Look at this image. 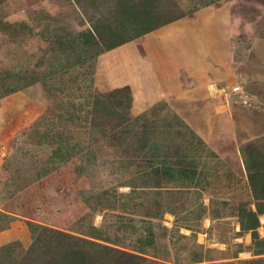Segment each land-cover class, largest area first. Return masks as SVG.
<instances>
[{
    "label": "rangeland",
    "instance_id": "1",
    "mask_svg": "<svg viewBox=\"0 0 264 264\" xmlns=\"http://www.w3.org/2000/svg\"><path fill=\"white\" fill-rule=\"evenodd\" d=\"M152 20L148 36L105 49ZM168 46L193 51L190 72L159 61ZM200 87L207 96L185 95ZM116 125L141 132L137 167ZM153 143L167 165L187 163L191 183L132 193L153 179ZM263 184L264 0H0V248H29L34 224L144 248L139 261L103 264H186L192 253L206 257L195 264H264ZM170 201L177 216L147 215ZM250 211L254 237L241 227ZM188 214L200 217L191 228L177 221Z\"/></svg>",
    "mask_w": 264,
    "mask_h": 264
},
{
    "label": "trees",
    "instance_id": "2",
    "mask_svg": "<svg viewBox=\"0 0 264 264\" xmlns=\"http://www.w3.org/2000/svg\"><path fill=\"white\" fill-rule=\"evenodd\" d=\"M196 9H193L189 11V13L194 12ZM180 15H175L170 20L174 21L176 19H179ZM154 20V19H153ZM149 21L146 25H141L139 29H137L135 32L131 34L126 33H119L114 38H110L108 43L105 46L106 50H112L116 47H119L123 45L124 43H127L135 38L141 37L145 34H148L150 32H153L156 30L159 25L155 24L154 21ZM90 36V34L86 35ZM92 38V36H91ZM115 128H117V132L114 136L117 137L118 140L121 142H125L126 140L129 141V150L132 149V158L133 161L131 164L138 166L140 162L137 161H143L140 160V153L143 151L145 147V142L142 141L141 132L134 131L133 129L127 128V127H121V125H116ZM190 132H185V134H188ZM191 135V134H189ZM151 154L147 157L148 159V169L149 174L153 179H150V181L145 182L142 181L140 184L138 183V179H135L132 189L133 194L137 192V189L143 188V185L151 184L153 182L154 188H160V181L159 179H163L168 177L169 179L173 180L174 182L179 183L180 185L189 184L192 182V176L193 171L189 166H187V163H183L182 165H167V163L164 161V159H158V156L161 151H164L165 148L156 147L154 143L150 147ZM193 151V150H191ZM191 157H194L191 155ZM154 180V181H152ZM157 180V181H155ZM251 187L254 190V178H250ZM259 187L264 188L263 185H259ZM137 188V189H136ZM155 208L152 213H148L147 215L150 216L153 219H159L161 220L163 217V214L165 212L172 213L177 216L176 210L177 207L175 203L173 202H167L164 205H161V203L156 202L154 204ZM198 209V215L202 216L205 212V207L203 205H199L197 207ZM241 211H243L242 207H239ZM262 207L258 206V211H262ZM190 220L189 214L177 219V221L181 222L183 227L191 228V223L196 224L198 222V219ZM258 225V222L256 220V216L254 212H249L246 215V221L241 223V227L244 231H252V236L255 235V228ZM30 227L34 230V235L32 238V243L26 250L20 247V244L18 242H14L12 244L5 245L0 248V264H87L89 260H91V264H103L107 261H103V258L105 255L108 254H117L120 257H125L126 259L131 260H141L142 258L139 256V254H144L142 252L144 248L137 247L134 252H125L117 249H112L109 247L101 246L98 243L84 240L80 238H75L67 234L58 233L56 231L36 226L34 224H31ZM159 228L163 232H167L166 227L163 225L159 226ZM142 231L146 232V234L152 238L153 231L152 227L149 226V229H142ZM99 234L95 233L94 236H89L90 238H94L99 240L98 238ZM123 248H126L122 246ZM95 253V259L89 257L90 253ZM138 253V254H135ZM192 257L187 261L186 264H195L200 263L204 258L206 257H199L196 253H192ZM104 255V256H103ZM111 257V256H110ZM110 257L108 259H110ZM155 258V256H153ZM107 259V258H106ZM107 259V260H108ZM135 262V261H132ZM108 264V263H106Z\"/></svg>",
    "mask_w": 264,
    "mask_h": 264
},
{
    "label": "crops",
    "instance_id": "3",
    "mask_svg": "<svg viewBox=\"0 0 264 264\" xmlns=\"http://www.w3.org/2000/svg\"><path fill=\"white\" fill-rule=\"evenodd\" d=\"M148 34H147V36H148ZM170 46L162 47V48L160 47L158 49L159 61H161L162 63H165V62H167V60H169L168 63L171 64L172 58H174V61H177V62L180 61V62L186 63L185 64L186 67H184V68H186L185 72H190L192 70V69L190 70V68L192 66L191 63L194 61L193 60L194 58L192 57L193 51H188L187 48H183V49L179 48L178 49L177 46L176 47L175 46L170 47ZM175 48H177V49L175 50ZM189 54H190V56H189ZM173 66L174 65L170 66V68H172ZM207 66L209 67V65H205L204 67H202V70H204V68H208ZM170 74H172V73H170ZM205 75H206V77L211 76V74L209 72H205ZM167 83L169 84L168 85L169 90L172 89V91L174 92L173 83H171V82H167ZM187 91H189V92H186L185 95L188 94V95L192 96L193 100H195V98L200 97V96H207V93H208L207 87H200L197 90H187ZM183 95H181V96H183Z\"/></svg>",
    "mask_w": 264,
    "mask_h": 264
}]
</instances>
